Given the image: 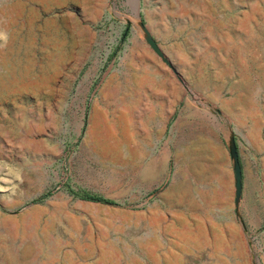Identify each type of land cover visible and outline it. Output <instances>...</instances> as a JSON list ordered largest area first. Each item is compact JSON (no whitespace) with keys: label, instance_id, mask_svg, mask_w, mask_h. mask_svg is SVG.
<instances>
[{"label":"rangeland","instance_id":"rangeland-1","mask_svg":"<svg viewBox=\"0 0 264 264\" xmlns=\"http://www.w3.org/2000/svg\"><path fill=\"white\" fill-rule=\"evenodd\" d=\"M134 3L0 0V264H264L212 118L264 112V0Z\"/></svg>","mask_w":264,"mask_h":264},{"label":"crops","instance_id":"crops-1","mask_svg":"<svg viewBox=\"0 0 264 264\" xmlns=\"http://www.w3.org/2000/svg\"><path fill=\"white\" fill-rule=\"evenodd\" d=\"M212 118L214 119L217 129L215 131L216 136L214 137H216L218 141L221 142L225 140L227 142L226 133L228 130L233 131L235 136L242 173L239 212L243 218L244 224L246 228L249 229L255 228L264 230V112L260 109V103L253 102L252 110H244L243 114H238L236 117H233L223 109L216 108L212 113ZM227 152L229 155L228 173L234 185V171L228 146ZM195 198L197 199V196H195ZM216 207H218L216 210L219 212H228L226 206L223 207L222 205H218ZM240 225L242 230L245 231L241 222Z\"/></svg>","mask_w":264,"mask_h":264},{"label":"water","instance_id":"water-1","mask_svg":"<svg viewBox=\"0 0 264 264\" xmlns=\"http://www.w3.org/2000/svg\"><path fill=\"white\" fill-rule=\"evenodd\" d=\"M135 2L134 4V13L137 15V9H138V0H133ZM148 43L150 46L153 48V50L163 56V51L158 45L157 41L148 35L146 37ZM226 139H227V146L229 150V154L232 159V165H233V171H234V185H235V194H234V208L237 216L239 217V220L243 226V228L246 230V226L244 224L243 218L239 212V201H240V196H241V190H242V173H241V165L239 161V156H238V150H237V145H236V140L233 131L228 130L226 133Z\"/></svg>","mask_w":264,"mask_h":264},{"label":"trees","instance_id":"trees-1","mask_svg":"<svg viewBox=\"0 0 264 264\" xmlns=\"http://www.w3.org/2000/svg\"><path fill=\"white\" fill-rule=\"evenodd\" d=\"M129 30L128 28H125L123 31V37H125L128 34ZM68 190L76 197L89 199V200H95V201H101L104 203H113L116 204L117 201L112 198H108L103 196L102 194L92 192L86 189H73L71 187H68Z\"/></svg>","mask_w":264,"mask_h":264}]
</instances>
